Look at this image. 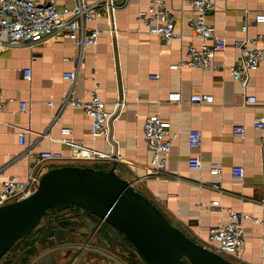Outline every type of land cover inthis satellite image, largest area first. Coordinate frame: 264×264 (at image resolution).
<instances>
[{
    "label": "crops",
    "instance_id": "crops-1",
    "mask_svg": "<svg viewBox=\"0 0 264 264\" xmlns=\"http://www.w3.org/2000/svg\"><path fill=\"white\" fill-rule=\"evenodd\" d=\"M161 1L174 17V30L181 40L165 44L141 28L136 32V15L147 11L150 0H129L119 9L107 6L89 23L100 34L95 46L81 52L73 95L87 100L84 90H93L111 114L104 133L96 137L91 136L90 120L79 109L67 106L59 111V102L70 89L62 74L73 70L70 59L78 56L68 38L0 50V179L25 180L34 168L32 159L20 157L23 147L17 135L24 133L26 142L37 140L34 154L61 153L60 166L108 169L115 163L119 176L152 200L175 227L207 248L209 229L226 224L229 213L239 214L244 250L229 259L235 264H264V131L253 125L264 117V62L248 75L245 88L228 72L238 58L232 40L241 36V26L250 23V37L264 32V25L252 23L255 14L264 12V0H211L215 9L205 23L225 40L226 48L213 59L217 70L204 71L170 69L188 46L199 47L201 41L189 32L194 14L183 0ZM72 3L57 0L58 6L71 7ZM122 3L116 0L112 5ZM26 69L31 72L29 81L22 75ZM171 93L180 94V104L166 102ZM196 94L209 95L213 101L189 105V97ZM249 97L255 99L254 104L246 103ZM20 103H25L24 111ZM153 115L169 123L170 135L176 134L166 170L159 175L151 173V154L143 139V124ZM234 127L244 128L243 138L232 136ZM63 128L71 129L72 145L61 141ZM192 130L201 133L197 149L188 146L187 135ZM78 150L104 153L108 159L71 161ZM189 160L199 161L201 169L191 170ZM213 164L220 165L214 177L209 175ZM236 166L244 170L241 181L231 178ZM213 202L218 206L211 207Z\"/></svg>",
    "mask_w": 264,
    "mask_h": 264
},
{
    "label": "built area",
    "instance_id": "built-area-1",
    "mask_svg": "<svg viewBox=\"0 0 264 264\" xmlns=\"http://www.w3.org/2000/svg\"><path fill=\"white\" fill-rule=\"evenodd\" d=\"M122 4H114L116 0H73L72 6H58L57 0H0V50L7 48H32L47 40H55L61 37L68 38L77 50L78 56L70 59L74 68L70 72H64L62 79L70 84L66 96L59 102V111L69 106L79 109L90 120V134L96 137L104 133L111 114L104 108V104L93 90H84L88 99L84 100L73 95V87L77 79L81 52L85 47L97 44L100 31L89 26L95 21L107 6L113 9L124 7L129 0H120ZM185 5L193 12V17L188 23L192 37L201 41L199 47L188 46L179 62L170 66L171 70L190 68L196 70H217L213 64L216 54L222 53L226 48V42L222 37L214 33L213 28L205 23V18L210 15L215 7L211 0H183ZM135 21L139 28L149 36L159 38L163 43L169 44L172 40H181V34L175 33L174 17L166 10L161 0H150V5L145 13L139 12ZM253 24L264 25V12L255 14ZM249 22L241 26V36L232 40V46L238 53L234 64L228 67L232 79L245 88L248 75L257 70L264 62V32L253 37L247 35ZM23 78L31 79L30 70L22 72ZM158 76H154L157 78ZM1 94V92H0ZM213 101L209 95L196 94L188 99L189 105H207ZM166 102L178 105L181 103L179 93L168 94ZM247 104H254L253 97L246 98ZM22 111L25 103H20ZM52 106L51 102L47 103ZM3 104L0 103V111ZM57 117V116H56ZM56 119V118H54ZM254 128L264 131V117L257 118ZM170 125L161 121L157 115L150 116L143 124V139L146 149L151 154V173L159 175L166 170L167 154L170 151L172 141L176 134L170 135ZM61 141L72 145L70 138L71 129L60 130ZM233 137L243 138V127H234L231 132ZM43 136L40 134L38 136ZM18 144L23 147L20 157L33 160L34 168L28 173L25 180H19L11 176L0 179V206L20 201L30 196L36 189L41 175L47 170L60 167L64 157L59 152H39L34 154L37 140L26 142L25 134L18 133ZM188 146L197 149L201 143V133L196 130L188 132ZM78 150L70 156V160L77 161H104L108 156L104 153ZM264 166V162H263ZM47 169H46V168ZM188 167L191 170H200L201 163L197 160H189ZM220 165L213 164L209 169V175L214 177L219 174ZM231 178L241 181L244 176L242 167L236 166L231 169ZM2 173L0 171V178ZM264 184V174H263ZM212 189L218 190L217 184H212ZM213 202L211 207H217ZM243 218L235 213L228 214L226 224L218 223L208 231V248L223 256L231 257L239 255L244 250V238L241 226Z\"/></svg>",
    "mask_w": 264,
    "mask_h": 264
},
{
    "label": "water",
    "instance_id": "water-1",
    "mask_svg": "<svg viewBox=\"0 0 264 264\" xmlns=\"http://www.w3.org/2000/svg\"><path fill=\"white\" fill-rule=\"evenodd\" d=\"M77 207L119 247L128 245L129 258L144 264H235L194 242L175 227L143 192L108 169L65 165L44 172L28 197L0 206V259L39 226L47 212ZM93 259L114 264L107 257ZM48 256L38 264H52Z\"/></svg>",
    "mask_w": 264,
    "mask_h": 264
},
{
    "label": "flooded vegetation",
    "instance_id": "flooded-vegetation-1",
    "mask_svg": "<svg viewBox=\"0 0 264 264\" xmlns=\"http://www.w3.org/2000/svg\"><path fill=\"white\" fill-rule=\"evenodd\" d=\"M91 243L100 244L105 251L117 248L119 254H128V245L124 244L125 247L121 248L113 243L100 221H95L83 210L70 206L62 211L48 212L31 235L18 241L0 259V264H38L50 255L52 264H57V251L63 253L62 264H70L72 261L75 264H87L94 254L107 257L105 252L93 249ZM59 244H63L62 248H59Z\"/></svg>",
    "mask_w": 264,
    "mask_h": 264
},
{
    "label": "rangeland",
    "instance_id": "rangeland-1",
    "mask_svg": "<svg viewBox=\"0 0 264 264\" xmlns=\"http://www.w3.org/2000/svg\"><path fill=\"white\" fill-rule=\"evenodd\" d=\"M81 166H88V165H81ZM81 244H83V242H81ZM90 245L93 249H97V250H100L102 252H105V254H107V258L111 259L114 262V264H137L136 262L132 263V261L126 257L125 252L122 253L123 256L121 254H119L117 252V248L114 251L113 250H106L105 251L104 250L105 248L103 246H101L100 244L91 243ZM62 246H63V244H59V248H62ZM52 247L53 246H51V248ZM51 248H49V249H51ZM62 254H63L62 251L61 252L57 251V260H56L57 264L63 263V261L61 260ZM90 262H91V264H104L103 262H99V261H90ZM90 262L88 261V263H90ZM70 264H75V263H74V261H72ZM138 264H144V263L139 262Z\"/></svg>",
    "mask_w": 264,
    "mask_h": 264
},
{
    "label": "trees",
    "instance_id": "trees-1",
    "mask_svg": "<svg viewBox=\"0 0 264 264\" xmlns=\"http://www.w3.org/2000/svg\"><path fill=\"white\" fill-rule=\"evenodd\" d=\"M92 167L97 168V167H95V166H92ZM47 213H48V212H47ZM47 213H46V214H47ZM95 260L100 261V262H103L104 264H108V263H106V262H104V261H102V260H98V259H95ZM129 260H131V259H129ZM131 261H132V263H135L134 260H131Z\"/></svg>",
    "mask_w": 264,
    "mask_h": 264
}]
</instances>
